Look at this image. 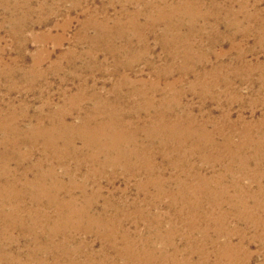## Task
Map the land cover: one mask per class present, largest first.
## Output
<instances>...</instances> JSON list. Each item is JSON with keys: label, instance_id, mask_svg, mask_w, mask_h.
<instances>
[{"label": "bare ground", "instance_id": "obj_1", "mask_svg": "<svg viewBox=\"0 0 264 264\" xmlns=\"http://www.w3.org/2000/svg\"><path fill=\"white\" fill-rule=\"evenodd\" d=\"M215 1L160 0L165 5L156 9L142 1L141 6L149 9L145 15L151 23L166 24L181 18L207 21L212 14L218 20L219 13L201 12L196 7ZM258 12L242 13L243 20L256 22H250L253 33H261L259 25L264 23V12ZM224 13L233 19L238 17L229 10ZM174 26L163 45L173 51L184 49L193 39L183 38ZM167 54L162 69L151 63L148 78L141 73L126 75L123 70L127 65L116 60L110 72L119 71V77L106 94L94 84L78 86L66 98L65 108L56 105L51 110L48 101V112L41 107L30 117L23 115L26 128L21 127L19 116L0 108V235L9 242L4 244L7 252L0 256H12L5 263L0 260V264H108L109 249H114L118 257H128L127 248L117 247V241L128 244L138 238L142 244L136 245L139 255H131L156 262L166 254L165 247L151 245L146 236L134 235L124 227V221L133 219L132 212L126 211L129 206L136 214L133 224H143L149 230L152 225L155 235H160L162 224L169 221L172 235L185 211L195 213L196 218L203 209L215 211L223 204L228 207L224 214H202L206 239L212 227L231 245L229 212L237 211L238 222L244 219L255 226L264 225V216H253L261 207L257 196L264 194V110L256 117V101H250L253 118L247 120L241 112L235 120L240 125L234 124L228 117L230 107L243 102L237 88L226 89L230 95L221 102L211 89L218 87L220 76L206 72L204 65L197 66L199 55L182 53L179 65L175 64L176 54ZM222 65L231 68L230 73L237 69L236 65L222 63L211 68ZM168 66L178 73L172 81L166 78L172 71ZM189 74L193 79L187 81ZM188 93L200 99L198 113L191 102H184ZM209 102L224 103L225 115L213 116L207 108ZM21 145L26 150L17 153L15 147ZM39 145L41 150L36 155ZM177 166L183 167L181 173L176 172ZM121 176L132 180L137 192L144 194L140 202H127L129 185L115 184ZM230 186L235 194L229 193ZM162 197H168L167 213L160 217L152 209L160 206ZM250 199L255 203L247 207ZM248 210L251 214L243 217L241 212ZM152 219L156 223H147ZM88 235L102 241L98 249L85 239Z\"/></svg>", "mask_w": 264, "mask_h": 264}, {"label": "rangeland", "instance_id": "obj_2", "mask_svg": "<svg viewBox=\"0 0 264 264\" xmlns=\"http://www.w3.org/2000/svg\"><path fill=\"white\" fill-rule=\"evenodd\" d=\"M142 1H146L152 9L165 5L160 0H0V108H8L13 115L19 116L21 127L26 128L27 118H21L23 115L30 117L41 107L44 113L56 105L65 108L66 98L78 86L90 87L94 84L101 94H106L108 87L119 77V71L110 72L116 60L127 65V69H122L126 75L133 77L141 73L148 78L152 65L162 69L170 52L171 55H177L175 64L179 65L180 54L199 55L197 66L204 65L206 72H215L220 76L218 87L211 89L221 102L228 100L230 95L226 89L237 88L243 102H234L230 107L231 114L228 117L234 124H239L235 120L241 112L245 119L253 118L248 105L250 101H256L254 115H261L264 110V23L259 25L261 33H253V24L256 22L243 20L242 13L253 15L258 11L264 12V0H216L212 4L201 2L196 7L201 12L213 10L219 13L218 20L211 13L207 21L181 18L169 20L166 24V21L151 23L145 15L149 9L141 6ZM227 10L238 17L233 19L231 15L226 16L224 12ZM129 14L133 18H127ZM167 24L169 26L165 27ZM174 25L178 26V33L183 38L193 39L191 44L184 43V49L175 51L164 47L162 42L171 36L170 30ZM136 28L138 31L134 30ZM221 63L236 65L237 69L230 73L231 68L223 65L221 68H211L213 64ZM168 68L172 71L166 78L172 81L178 73L176 69L173 70V66ZM192 79V74H189L187 81ZM199 100L192 93L186 94L184 98V102L193 104L195 113L199 112ZM48 101L52 103L50 109L46 106ZM207 105L213 116L226 113L224 103L209 102ZM234 140L237 141L238 137L234 136ZM1 141L0 137V151L3 149ZM24 150L26 148L22 145L15 147L17 153H23ZM40 150L41 145L35 149L36 155ZM199 164L196 163V166ZM176 170L181 173L183 167L177 166ZM242 180L248 183L247 178ZM101 184L107 187L104 179ZM115 184L122 187L129 185L126 197L128 203L134 199L140 202L144 198V194L134 188L132 180L127 181L121 176L115 180ZM228 190L234 193L232 186ZM257 199L261 207L253 216L262 218L264 194L258 195ZM167 202L168 197H162L160 206L152 209L156 216L166 215ZM247 202V207L255 203L252 199ZM139 204L144 207L143 203ZM224 205L215 211L207 207L201 214L197 213L199 216L196 218L195 213L185 211L181 215L182 220L174 226L172 235L169 234L172 227L170 221L162 224L160 235H155L152 225L149 230L143 224H133L136 214L129 206L126 211L132 212L133 219L124 221V227L129 228L134 235L146 236L151 245L165 247L166 254L156 262H146L131 255H139L136 245L141 244V238L130 240L128 244L117 241V247L127 248L128 257H118L114 249H109L108 264H264V225L255 226L250 220L244 219L238 222L237 211L227 213L231 245L226 242L224 235L216 234L212 227L207 230L210 237L206 239L203 236L202 214L208 215L210 211L216 212V215L224 214V209L228 208ZM249 214L250 210L244 214L241 212L243 217ZM156 221L152 219L147 223ZM85 239L93 243L96 249L102 244L94 235H88ZM7 243L0 235V253L7 252V248L4 249ZM174 252L176 255L173 256ZM11 257L0 256L1 263Z\"/></svg>", "mask_w": 264, "mask_h": 264}]
</instances>
